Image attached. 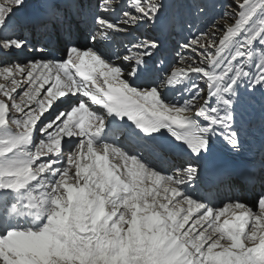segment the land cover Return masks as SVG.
I'll return each mask as SVG.
<instances>
[{
  "label": "snow or ice",
  "instance_id": "1",
  "mask_svg": "<svg viewBox=\"0 0 264 264\" xmlns=\"http://www.w3.org/2000/svg\"><path fill=\"white\" fill-rule=\"evenodd\" d=\"M0 264H264V0H0Z\"/></svg>",
  "mask_w": 264,
  "mask_h": 264
}]
</instances>
